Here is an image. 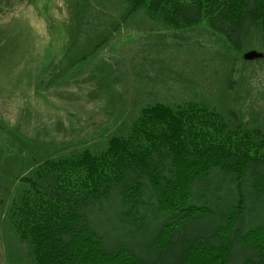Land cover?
Returning a JSON list of instances; mask_svg holds the SVG:
<instances>
[{
	"label": "trees",
	"instance_id": "obj_1",
	"mask_svg": "<svg viewBox=\"0 0 264 264\" xmlns=\"http://www.w3.org/2000/svg\"><path fill=\"white\" fill-rule=\"evenodd\" d=\"M76 1L94 12L90 0ZM118 1L123 21L148 17L172 31L204 25L239 53L264 43V0ZM8 9L0 0V21ZM7 27L0 24V45ZM108 42L103 35L66 57L54 82L79 78ZM140 113L126 135L69 153L0 128L16 146H0V172L12 158L22 165L5 174L26 264H264V129L196 102Z\"/></svg>",
	"mask_w": 264,
	"mask_h": 264
},
{
	"label": "rangeland",
	"instance_id": "obj_2",
	"mask_svg": "<svg viewBox=\"0 0 264 264\" xmlns=\"http://www.w3.org/2000/svg\"><path fill=\"white\" fill-rule=\"evenodd\" d=\"M3 1L10 9L0 21L9 28L0 45L3 130L27 135L46 151L99 149L112 136L126 135L143 106L184 102L234 110L251 127L264 129V58L242 59L251 51L264 55L262 42L239 53L204 25L172 31L148 17L123 21L118 0H90L94 12L89 14L82 10L87 1L80 6L76 0ZM107 34L109 42L93 66H82L76 80L54 82L60 67L70 63L66 57ZM9 136L3 132L0 146L13 151ZM6 165L0 172V264H26L7 211L13 189L9 171L22 165L17 158Z\"/></svg>",
	"mask_w": 264,
	"mask_h": 264
},
{
	"label": "water",
	"instance_id": "obj_3",
	"mask_svg": "<svg viewBox=\"0 0 264 264\" xmlns=\"http://www.w3.org/2000/svg\"><path fill=\"white\" fill-rule=\"evenodd\" d=\"M264 56L262 54H259L257 52H249L244 55V59L247 61H254L256 59H262Z\"/></svg>",
	"mask_w": 264,
	"mask_h": 264
}]
</instances>
